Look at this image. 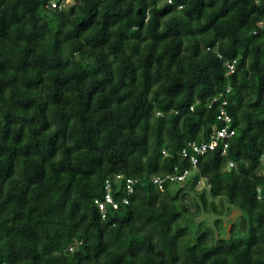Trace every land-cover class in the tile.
I'll list each match as a JSON object with an SVG mask.
<instances>
[{
    "label": "trees",
    "instance_id": "1",
    "mask_svg": "<svg viewBox=\"0 0 264 264\" xmlns=\"http://www.w3.org/2000/svg\"><path fill=\"white\" fill-rule=\"evenodd\" d=\"M47 1L0 0V264H264V0Z\"/></svg>",
    "mask_w": 264,
    "mask_h": 264
},
{
    "label": "built area",
    "instance_id": "2",
    "mask_svg": "<svg viewBox=\"0 0 264 264\" xmlns=\"http://www.w3.org/2000/svg\"><path fill=\"white\" fill-rule=\"evenodd\" d=\"M168 3H173V0H166ZM75 0H48L46 6L56 10L65 9L67 6L73 4ZM257 2V1H256ZM181 7V6H179ZM262 24V21L257 23L258 26ZM235 60H232L230 63H227V67L230 71L234 69ZM230 91V87L227 86L225 88L224 94H228ZM223 96V94H221ZM216 100V98L214 99ZM213 100V101H214ZM227 105V98H223L221 102V107L219 108L217 118L222 122V126L220 127H212L211 137L208 141H201V142H189L188 146L183 147L180 150V155L183 158H187L191 165L195 167L197 163V158L199 155L204 154L209 150H215L217 148L220 149L221 154H225L228 146L229 140L234 135L235 130L231 127V116L226 110ZM164 152V151H163ZM264 158H262L263 162ZM229 165L232 166L233 162H229ZM188 169H184L179 171L177 167H174L173 170L165 175H156L152 177V182L159 188L163 189V185L167 181H180L183 180L186 175L188 174ZM121 175H116V180L120 179ZM133 180L131 178L125 179V185L127 189V193H131L133 191ZM104 196L103 199L96 200L97 206L101 213V217H104V211L107 203L116 207L117 203L113 200L111 195V183L110 181H106L104 184ZM126 201V200H125Z\"/></svg>",
    "mask_w": 264,
    "mask_h": 264
},
{
    "label": "rangeland",
    "instance_id": "3",
    "mask_svg": "<svg viewBox=\"0 0 264 264\" xmlns=\"http://www.w3.org/2000/svg\"><path fill=\"white\" fill-rule=\"evenodd\" d=\"M194 173H195V171H192V172L190 173V176H192ZM203 184H204L203 181H201V182L197 183V186L199 187V186H201V185H203Z\"/></svg>",
    "mask_w": 264,
    "mask_h": 264
}]
</instances>
